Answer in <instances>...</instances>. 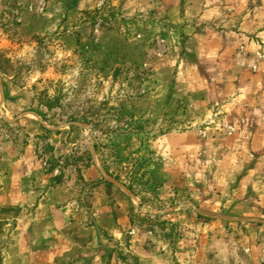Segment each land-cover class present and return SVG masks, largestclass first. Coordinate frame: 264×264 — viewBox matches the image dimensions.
Here are the masks:
<instances>
[{
	"label": "rangeland",
	"instance_id": "obj_1",
	"mask_svg": "<svg viewBox=\"0 0 264 264\" xmlns=\"http://www.w3.org/2000/svg\"><path fill=\"white\" fill-rule=\"evenodd\" d=\"M127 1L0 0V185L21 175L79 223L88 215L109 264H264V145L248 142L264 117V0H158L153 14ZM207 8L209 31L249 40L218 68L251 96L246 111L186 99L182 62L155 63L172 50L195 60ZM19 211L0 207V264Z\"/></svg>",
	"mask_w": 264,
	"mask_h": 264
},
{
	"label": "crops",
	"instance_id": "obj_2",
	"mask_svg": "<svg viewBox=\"0 0 264 264\" xmlns=\"http://www.w3.org/2000/svg\"><path fill=\"white\" fill-rule=\"evenodd\" d=\"M75 1L74 6L78 9H89L92 5V0ZM133 1L134 5L130 0L127 3L130 2L131 6L139 8L138 10L149 7L153 14L158 9V0ZM63 8H66L65 5ZM217 10V8H207L206 12L204 11L201 16L198 14L199 18L196 17V20H193L196 26L202 25L199 29H195L189 38L192 43L194 61L183 60L186 56H183L182 52L172 50L162 55L155 63L165 64L166 67L174 70L177 65H180L179 62H182L177 77H175V84H183L186 89V99L200 97L208 102L221 103L225 112H243L248 109L245 103L251 96L230 91L232 81L229 76L231 73L227 70L222 72L219 69L223 63L228 64L232 61L237 48L244 45L246 48L249 40L247 35L238 34V26L224 33L215 32L216 30L209 31L205 26L208 21L204 18L207 16L214 18ZM191 13H188V22L195 16ZM137 15L142 17L140 13ZM261 92L258 96L263 98L264 88ZM227 100L232 102H226ZM258 108L264 112V104L255 109ZM227 121V127L232 130L229 137L240 141L239 131L243 127L242 122L230 121V114ZM254 122L256 128L249 135L248 142L252 145L251 149L257 151L258 145H264V117ZM185 136L194 140L193 134ZM165 140L168 142L169 138ZM204 142L206 143L205 140H199L198 144L201 145ZM6 172L10 173V171H5L4 174ZM11 180L8 186L3 183L0 185V207H14L20 211L16 218L8 217L5 222L3 221L8 230L13 232L4 253L6 264H109V259L103 256L106 252L105 232L94 224L91 217L89 219L87 215L86 222L79 223L74 216L76 209L72 205L62 206L65 204L53 203L52 199L46 197L47 194L44 195L41 191L23 183L21 175H14ZM85 208L87 214L90 206L82 207V209ZM9 223H12L11 228H9ZM75 230H80V233H76ZM132 248L139 255L144 254L138 247Z\"/></svg>",
	"mask_w": 264,
	"mask_h": 264
}]
</instances>
